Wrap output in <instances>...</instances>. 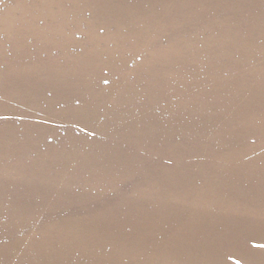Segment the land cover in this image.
Segmentation results:
<instances>
[{"label": "rangeland", "instance_id": "rangeland-1", "mask_svg": "<svg viewBox=\"0 0 264 264\" xmlns=\"http://www.w3.org/2000/svg\"><path fill=\"white\" fill-rule=\"evenodd\" d=\"M0 264H264V0H0Z\"/></svg>", "mask_w": 264, "mask_h": 264}]
</instances>
